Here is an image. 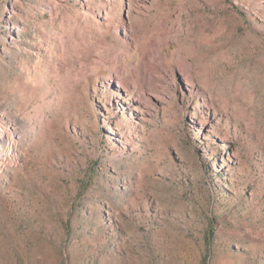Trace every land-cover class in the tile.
Wrapping results in <instances>:
<instances>
[{
  "label": "rangeland",
  "instance_id": "1",
  "mask_svg": "<svg viewBox=\"0 0 264 264\" xmlns=\"http://www.w3.org/2000/svg\"><path fill=\"white\" fill-rule=\"evenodd\" d=\"M144 2L0 0V264H264V0Z\"/></svg>",
  "mask_w": 264,
  "mask_h": 264
},
{
  "label": "bare ground",
  "instance_id": "2",
  "mask_svg": "<svg viewBox=\"0 0 264 264\" xmlns=\"http://www.w3.org/2000/svg\"><path fill=\"white\" fill-rule=\"evenodd\" d=\"M131 0H129L130 3ZM136 3V10L138 13H142V9H146L144 0H132ZM136 24H141L139 17H134ZM139 28V27H138ZM169 29V32H167ZM182 24V14L180 13L175 24L169 27L168 20L162 21V29L155 36L147 37V48L146 50L141 48H135L134 54L131 57L133 62H130L127 69L126 67L115 68L116 86L118 88H125L124 80L129 78L135 80L140 78L141 81L151 87H154V76L157 74V70H162L165 74L172 73L173 68L185 76V80L191 84L195 83L193 79L192 64L190 60L183 57L180 52L174 53L172 61L173 66L169 61L167 54L164 51V47L167 46L166 39L168 35L178 36V34H184ZM165 67L169 68L167 70ZM156 78V77H155Z\"/></svg>",
  "mask_w": 264,
  "mask_h": 264
}]
</instances>
